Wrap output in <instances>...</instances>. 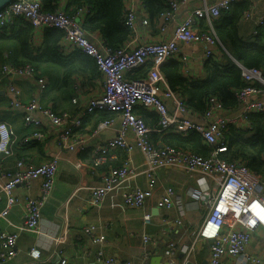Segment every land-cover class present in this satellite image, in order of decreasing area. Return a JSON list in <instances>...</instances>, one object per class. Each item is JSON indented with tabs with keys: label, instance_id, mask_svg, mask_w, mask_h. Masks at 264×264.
I'll return each mask as SVG.
<instances>
[{
	"label": "built area",
	"instance_id": "obj_1",
	"mask_svg": "<svg viewBox=\"0 0 264 264\" xmlns=\"http://www.w3.org/2000/svg\"><path fill=\"white\" fill-rule=\"evenodd\" d=\"M55 11H46L39 0H15L0 10V26H14L18 19L27 22L34 29L32 44L40 48L37 39L47 30L57 29L63 33L62 50L65 55L72 51H80L94 59L102 79L101 95L92 93L88 104L77 114L58 112L53 106L43 104V97L49 87L47 76L32 65H15L10 61V53H5L6 62L0 70V84H4L9 97V109L14 114H21L26 127L34 130L18 140L16 131L7 122L0 121V205L6 200L5 207L0 210V218L5 219L12 208L23 204L24 214L20 230L33 232L45 240L42 210L53 196L59 172V156H52L41 165H33L25 159H17L13 165L8 160L14 156V145L27 147L35 142L47 139L48 125L55 130V141L65 152L83 154L88 150L85 139L78 130L83 128L84 121L98 113L109 114L94 127L91 135L98 136L102 132L115 128L116 118L119 126L117 134L93 146L91 169L93 172L101 165L109 169L101 177V185L91 190L88 200L90 206L101 208L108 195L124 182L136 179L144 174L148 178L147 187L134 186L123 195V204L127 208L143 209L152 197L156 186V172L161 169L177 168L186 174H199V197L204 203L207 213L196 234V240L210 242L208 264H228L230 259H237L239 264H264V252L252 249L255 234L264 237V176L252 171L241 158L227 160L221 154L227 151L226 131L230 125L252 129L249 120L251 114L264 116V102L258 98L264 94V69L243 68L226 50L216 36L215 21L222 12L243 0H216L208 3L202 0L199 5L192 6L189 13L181 20L175 18L188 7L190 0H168V10L161 13L163 23L160 31L165 35L174 23L172 38L168 41L140 42L138 16L131 1L121 0L125 12V25L131 31L134 40L113 49L107 45H97L92 41L84 27L85 18L90 13L89 6L76 7L73 13L60 6ZM144 0H141L143 3ZM249 9L244 12V19H252L257 7L256 0H248ZM207 19L209 28H202L200 20ZM258 26H264V11L256 16ZM259 33L254 31V35ZM182 44H200L203 46V58L216 59L223 52L242 69L245 86L234 90L240 112H228L222 101L215 95L206 99V108L200 116L193 117L184 97L172 90L161 71V67L169 62L182 65L183 74L192 78V56ZM143 68V76L132 78L135 72ZM15 80H34L38 88L32 100L25 102L22 88ZM80 82V81H79ZM86 86V85H84ZM76 96L73 103L79 105L83 99L82 82L74 86ZM142 112H148L157 118L156 125L151 126ZM198 133L208 147L207 156L176 148L172 145L156 143L152 134L165 136L171 133L187 137ZM139 150L144 158V170L133 164L131 154ZM121 150L125 159L121 164L112 166L113 152ZM79 168L82 165L78 166ZM208 178L213 180L210 185ZM41 180L39 194L26 196L23 201L16 196L18 187L29 189L32 184ZM175 190L169 187L162 196V208L169 211L175 205ZM154 215L144 213L145 226L152 223ZM163 231L170 227L182 226L181 220L162 219ZM51 233L57 227L51 224ZM89 242L97 247V264H136L133 260H123L106 253V227L91 224L84 230ZM16 232L0 233V263H7L18 255ZM144 244H151L155 238L145 230L141 233ZM65 238L55 237L54 241ZM175 245L169 244L166 256L174 263ZM141 262L149 255L145 252ZM34 262L41 260L38 246L30 250ZM182 264H187L189 257ZM60 264H69L66 257H61Z\"/></svg>",
	"mask_w": 264,
	"mask_h": 264
},
{
	"label": "crops",
	"instance_id": "obj_2",
	"mask_svg": "<svg viewBox=\"0 0 264 264\" xmlns=\"http://www.w3.org/2000/svg\"><path fill=\"white\" fill-rule=\"evenodd\" d=\"M216 0H208V3H214ZM71 0H61L60 6H69ZM202 0H190L188 7H184L182 14L176 19L179 21L185 17L192 8L197 6ZM134 10L138 16L139 40L140 42H158L168 41L172 38L174 23L171 24L168 32L163 35L160 31L163 23L162 14L155 18L150 17L144 8L141 0L131 1ZM257 4L252 19H244L239 23L240 37L250 42L259 41L264 43V26H258L255 22L256 16L264 11V0H256ZM204 24L209 28L207 19ZM202 25V24H201ZM259 33L254 35V31ZM89 38L95 41L97 45H105L103 36L97 32H87ZM15 35V33H14ZM13 35V36H14ZM12 36V37H13ZM45 33L40 34L37 39L38 44L43 46ZM11 37V38H12ZM131 40H134L131 36ZM182 47L192 56L191 68L193 81L203 80L206 78L205 62L203 58V46L200 44H182ZM9 52L11 60L23 61L22 55L18 51L14 39L0 40V70L4 63L3 55ZM220 61H224V55H217ZM235 59V58H234ZM47 68H51L47 66ZM40 71V74L47 76L50 80L49 87L42 99L43 104L53 106L58 112H68L77 114L80 109L88 104V97L92 93L101 95L102 79L98 81L88 82L83 86V99H80L79 105L73 103L76 96L74 89L75 84L82 82L75 78L70 85V98L64 101L61 89V72L58 69H47V73ZM53 81L59 83L53 84ZM22 88L25 102L33 99L38 84L34 80H15ZM80 81V82H79ZM0 84V121L7 122L16 131L18 140L34 129L26 127L23 116L21 114L14 115L9 109V97L6 87ZM234 92V91H233ZM264 102V94L258 96ZM68 103V105H66ZM239 107L233 110L234 115L239 116ZM205 111V110H204ZM203 111V112H204ZM193 117L200 116L203 112L191 111ZM145 113V112H144ZM146 118V114L144 115ZM98 115L87 118L84 121L83 128L79 133L85 139L88 148L83 154H75L63 151L55 141V130L48 125L47 139L43 142H35L27 147L18 146V141L14 145V156L8 160V165H13L17 159H25L33 165H41L51 159L52 156H59V172L56 179V185L52 198L42 210V218L44 222L45 240L33 232L20 230L23 222L24 207L20 205L11 209L9 215L5 219L0 218L1 232H16L19 234L16 258L7 263L0 264H60L61 257H66L69 264H97L96 251L97 247L92 245L84 234V230L91 224L106 227V253L107 255L117 256L123 260H133L136 264H151L154 257L162 260L163 264H182L184 258L189 257L193 264H208L210 242L199 239L196 240V234L200 229L207 209L199 197L200 185L197 179L199 174H186L183 170L177 168L161 169L156 172V186L152 197L147 201L146 207L143 209L127 208L123 204V195L134 186L147 187L148 178L142 174L136 179L124 182L122 185L112 191L102 208L96 209L89 205L88 200L91 196V190L101 185V177L108 171L107 166H100L93 172L91 166L93 164L92 150L97 143H103L105 140L114 137L117 134L119 126L116 118L115 128L106 130L98 136H92L91 133L97 125ZM147 120V118H146ZM155 127L156 124L150 123ZM236 126V125H235ZM174 134V133H171ZM169 135V134H168ZM167 136V135H165ZM164 136L157 133L152 134V139L156 143L164 144ZM114 160H109L108 164L117 166L125 159V154L121 150L113 152ZM133 164L139 167V171L144 170V158L139 150H134L131 154ZM82 165V167H78ZM210 185L213 180L208 178ZM41 180L35 181L29 189L18 187L15 191L17 197L23 201L26 196L35 197L39 194ZM2 182L0 181V191ZM172 187L175 190V205L169 211L162 208V196L165 190ZM6 205V200L0 205L2 210ZM150 212L154 215L152 223L148 226L144 225L143 215ZM167 217L171 220H181L182 226H172L166 232L163 231L162 219ZM53 224L57 230L53 233L55 237H64L63 241H54L51 229ZM146 231L155 240L151 244H144L141 233ZM169 244L175 245L174 263H170L166 256V250ZM38 246L41 252V260L34 262L30 256V250ZM252 249H260L264 252V237L255 234ZM145 252L149 258L145 262H141L145 256ZM184 255V258H180ZM228 264H239L237 259H230Z\"/></svg>",
	"mask_w": 264,
	"mask_h": 264
},
{
	"label": "trees",
	"instance_id": "obj_3",
	"mask_svg": "<svg viewBox=\"0 0 264 264\" xmlns=\"http://www.w3.org/2000/svg\"><path fill=\"white\" fill-rule=\"evenodd\" d=\"M39 1L46 11H55L59 7L56 0ZM167 2L168 0H144L143 6L150 17L155 18L168 10ZM249 4L248 0H243L235 3L229 11L222 12L221 17L215 21L216 36L240 66L264 69V43L250 42L241 38L239 33V23L244 12L249 9ZM81 6L91 8L84 23L87 32L100 33L108 47L117 49L131 39V31L125 25V12L121 0H71L66 10L73 13L76 7ZM200 22L202 28L206 30L204 19ZM33 36V27L20 19L14 26H0V40L14 39L22 55L23 61H12L10 56V61L15 65L30 64L38 71L45 73L47 69H58L61 72V88L70 87L76 77L82 78L79 80L82 81L83 86L101 78L97 64L91 57L77 50L65 55L62 50L63 33L60 30H47L43 46L40 48L32 44ZM224 58V61H220L219 58L206 60V78L203 80L193 81L186 77L183 74L182 65L173 61L163 65L161 71L170 88L186 99L191 111L203 112L206 108V99L210 95L217 96L227 110H233L238 107L233 91L242 88L246 83L242 77V69L232 61L230 56H224ZM143 72V68L139 69L132 78L143 76L146 73L143 74ZM142 114H146L149 124H156L155 115L148 112H142ZM97 115L98 122L109 117L106 113ZM249 120L252 124L251 130L235 125L227 128L225 139L228 148L221 154V157L230 161L241 158L252 171L264 176V116L254 113L249 115ZM163 138L164 144L204 156L209 155L211 151L196 132L187 137L169 134Z\"/></svg>",
	"mask_w": 264,
	"mask_h": 264
},
{
	"label": "water",
	"instance_id": "obj_4",
	"mask_svg": "<svg viewBox=\"0 0 264 264\" xmlns=\"http://www.w3.org/2000/svg\"><path fill=\"white\" fill-rule=\"evenodd\" d=\"M15 0H0V10L5 8L8 4H10L11 2H13ZM180 258H184V255H181ZM151 264H163L162 263V260H159L158 257H154L152 260H151ZM168 264V263H166ZM187 264H193L192 261H189Z\"/></svg>",
	"mask_w": 264,
	"mask_h": 264
},
{
	"label": "rangeland",
	"instance_id": "obj_5",
	"mask_svg": "<svg viewBox=\"0 0 264 264\" xmlns=\"http://www.w3.org/2000/svg\"><path fill=\"white\" fill-rule=\"evenodd\" d=\"M223 55H224L225 57H229V56L226 55L224 52H223ZM52 82H53V84H57V83H59V81L56 82V81H53V80H52ZM2 87H5V86L2 85ZM69 88H70V87H67V88H61V89H62V94H60V95L63 97L64 101H66V100H68V99L70 98L71 90H69ZM66 105H68V103H66ZM101 208H102V207H101ZM96 209H98V208H96ZM98 210H99V209H98Z\"/></svg>",
	"mask_w": 264,
	"mask_h": 264
}]
</instances>
